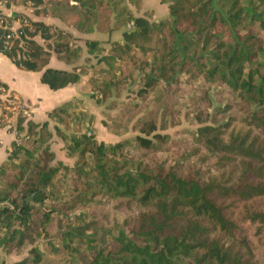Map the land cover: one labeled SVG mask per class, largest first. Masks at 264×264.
<instances>
[{"label":"trees","instance_id":"obj_1","mask_svg":"<svg viewBox=\"0 0 264 264\" xmlns=\"http://www.w3.org/2000/svg\"><path fill=\"white\" fill-rule=\"evenodd\" d=\"M24 3L39 20L0 12V53L53 92L86 79L106 116L118 111L106 128L134 136L98 142L82 104L40 124L19 110L0 264H264V0H161V20L142 0Z\"/></svg>","mask_w":264,"mask_h":264},{"label":"crops","instance_id":"obj_2","mask_svg":"<svg viewBox=\"0 0 264 264\" xmlns=\"http://www.w3.org/2000/svg\"><path fill=\"white\" fill-rule=\"evenodd\" d=\"M141 9L154 13L157 20L168 17V6L161 3V0H142ZM3 16L17 18L23 16L31 20H39L33 15L29 5H25L24 0H14L10 7H1ZM46 23L55 26L72 35L77 33L70 29L59 19L45 18ZM14 27H19V22L13 23ZM119 39L117 34L114 35ZM83 47V53L86 50ZM50 67L59 70H69L70 67L59 62L54 56L50 60ZM86 79L77 85L70 86L60 91L53 92L41 83V74L18 69L12 61L0 53V83L6 89L0 88V168L7 162L12 145L16 141L17 115L14 114L8 119H4V105L10 102L22 108L26 120L34 123H43L48 119L49 114L56 108L77 100H83L86 95ZM88 94V93H87ZM12 128V129H11ZM15 262V261H14ZM13 262V263H14ZM7 264V263H6Z\"/></svg>","mask_w":264,"mask_h":264},{"label":"rangeland","instance_id":"obj_3","mask_svg":"<svg viewBox=\"0 0 264 264\" xmlns=\"http://www.w3.org/2000/svg\"><path fill=\"white\" fill-rule=\"evenodd\" d=\"M167 2L171 1V0H165ZM168 6V4H165ZM74 18L76 19L77 16L75 15ZM153 20H157L154 18V13H153ZM75 20H72V22H74ZM78 21V20H77ZM258 31V30H257ZM259 32V31H258ZM261 37L264 38V33H261ZM87 81V80H86ZM86 98L83 100H75L73 102H71V104L73 105H77V107L80 109L81 104L84 105L86 107V113L87 115H89L90 117H93L94 119V123H93V128H94V134L96 135V139L98 140V142H104L106 144H114L116 142L131 138L132 136H134V134L132 132H125L124 130H121L119 132L114 133L112 131V128H106V126L104 125V123L106 122L107 124H111V119L113 118H119L118 116V111H113L111 113V116H106V114L103 112V107L97 106L95 104V102L93 100H91L88 96L90 94V89L89 86L86 82ZM88 93V94H87ZM121 100H127L125 98V95L123 96V98ZM120 100V101H121ZM83 101V102H82ZM78 102H82V103H78ZM11 103V102H10ZM10 105V104H9ZM76 107V106H75ZM16 115L18 114L19 110H22V108L18 105H16ZM78 109V110H79ZM117 122V121H116ZM190 122L183 119L182 125L178 128H173L171 130L168 131V133L171 136H175V132L181 131V130H185V129H190ZM52 151L55 153L56 155V159L66 162V163H70L72 161L68 160L66 158L65 155V151L63 150V143L60 139L58 138H54L52 146H51ZM124 217V213L123 212H118L116 215V218L121 220ZM264 257V255L262 256V258ZM21 257H19L18 255H10L7 257L6 259V263L7 264H13V262L20 260ZM264 260V258H263ZM48 261H52V258H48Z\"/></svg>","mask_w":264,"mask_h":264},{"label":"built area","instance_id":"obj_4","mask_svg":"<svg viewBox=\"0 0 264 264\" xmlns=\"http://www.w3.org/2000/svg\"><path fill=\"white\" fill-rule=\"evenodd\" d=\"M1 5H2V4H1V2H0V6H1ZM10 106L12 107L11 111L15 113L16 110H17L16 105H15L14 103L11 102V103H10Z\"/></svg>","mask_w":264,"mask_h":264}]
</instances>
